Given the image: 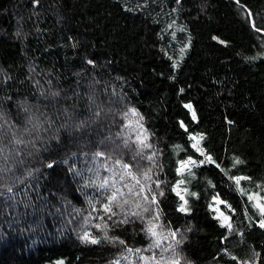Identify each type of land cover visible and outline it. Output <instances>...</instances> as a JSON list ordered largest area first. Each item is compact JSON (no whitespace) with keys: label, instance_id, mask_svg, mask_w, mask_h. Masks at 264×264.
Wrapping results in <instances>:
<instances>
[{"label":"trees","instance_id":"16d2710c","mask_svg":"<svg viewBox=\"0 0 264 264\" xmlns=\"http://www.w3.org/2000/svg\"><path fill=\"white\" fill-rule=\"evenodd\" d=\"M237 177L264 195V0H0V264H131L156 220L191 264H264Z\"/></svg>","mask_w":264,"mask_h":264},{"label":"rangeland","instance_id":"374dc122","mask_svg":"<svg viewBox=\"0 0 264 264\" xmlns=\"http://www.w3.org/2000/svg\"><path fill=\"white\" fill-rule=\"evenodd\" d=\"M190 109L193 112L192 106ZM191 137L193 140V147L196 149V151L198 153L202 154L203 157L205 159H207L208 156H205L204 149H203L202 143H201L202 135L192 134ZM193 137L195 139H193ZM196 163H198V161H196L195 159L188 158L187 160L182 161L180 164L179 171H180L182 176L176 185V191L180 195V197H182L183 206L186 203L187 196L191 194L189 179L191 177L192 168L194 167V165ZM110 165L107 166L108 170L110 172V175L115 168L121 167L119 164L113 165V166H110ZM182 165H183V167H182ZM134 169L135 168L133 166L127 167V170L129 173L128 178L133 179V186L132 187H137L140 183H142V178L139 176V174H137V171ZM113 176H114V174H113ZM113 176L109 177V178L107 177L108 179L104 182V185L106 187H109V184L111 181L113 182V179H114ZM121 177L122 176H120L119 180L116 182H118L119 184H121L123 182V183H126L130 186V183H128L127 181H125V179H122ZM239 178H241V179H240L239 184H237V186L248 197L251 196L253 198L252 200L249 199L252 202V204L254 206L258 205V204L264 205V195H262L259 192H248V190H246V188L244 187V185L242 183L244 178H242V177H239ZM235 181H236V179H235ZM118 183L116 184L117 186H118ZM135 190H136V188L133 191H135ZM218 200L223 201L222 199H220L218 197H214L213 203L211 205L216 216L221 220V222L224 225H227V226L231 225V230L239 231V228H238L239 226L236 225L235 223H232L231 219L225 220V219H223V217H221V215H220L221 212H224L225 216L230 217V215L227 211H225L226 208L224 207V205H227V203L224 201L225 203L220 204L217 202ZM143 206L145 209H147L149 214H152L154 212V211H152L153 207L151 206V204L147 205V206H145V205H143ZM227 208H229L228 205H227ZM255 208L258 210V213H260V209L256 206H255ZM217 209H219V211H217ZM262 220H264V215H261V219L259 221V224L261 223ZM158 222H159V220H156V222L151 221L152 225H150V227L153 228L157 233L155 236L152 235L154 237L155 246L152 248H148L146 250H142V251L141 250H138V251H135V250L131 251L130 250V251H128L125 254V259L127 260V262H129L131 264H174V261L177 258H179V264H191V262L183 254V252L180 248V245H179L180 235H179V233H175V235H172V232H169L168 230H166L165 227L160 225V223H158ZM148 227H149V225H148ZM257 258H258V253L255 252L254 256H253V259H254L253 264H258ZM246 264H247V262H246Z\"/></svg>","mask_w":264,"mask_h":264},{"label":"snow or ice","instance_id":"6c2138e0","mask_svg":"<svg viewBox=\"0 0 264 264\" xmlns=\"http://www.w3.org/2000/svg\"><path fill=\"white\" fill-rule=\"evenodd\" d=\"M185 107L191 108V105H186ZM193 118H195V114H194V113H193ZM147 139H148V138H147V135H146L145 132H138V134H137V142H138L143 148H151V147H152L151 144L147 143ZM193 139H195V138L193 137ZM18 142H19V141H18ZM125 145L127 146V142H125ZM97 155H103V153H97ZM137 155L141 156L142 159H145V158H147V159H151V157H145V156H143L142 153H137ZM207 159H208L209 162H211V157H210V156L207 157ZM239 162H240L239 160L236 161V163H239ZM48 166L51 167V165H48ZM122 166H123V167H126V168H127V167H130L129 164H123ZM182 167H183V165H182ZM235 179H236V183L239 184L241 178L237 177V178H235ZM157 187H159V185H157ZM160 194L163 195L162 192H161ZM181 198H182V197H181ZM112 199H113V200L116 199L115 195H113ZM249 199L252 200L253 198L250 196ZM217 202L220 203V204L225 203L224 201H219V200H218ZM255 206L258 207V208L260 209V214H261V215H264V205H259V204H258V205H255ZM108 210H109V209L106 207V211H108ZM180 210H181V211H186V209L183 208V207H182ZM145 211H147V209H145ZM217 211H219V209H217ZM225 211H227V208L225 209ZM220 215H221V217H223V219H225V220L230 219V217L224 215V212H221ZM154 219H155V217H154ZM228 227H229V229L231 230V225H229ZM260 227L264 228V220L261 221V223H260ZM147 231H148V232H151L153 236H155V235L157 234L156 231H155L153 228H151V227H150ZM172 235H175V233H172ZM83 239H84L86 242H91V243H94V244L99 242L97 239L91 238V237H90L89 235H87V234L84 236ZM105 239H108V237H105ZM119 242H120V243H123V241H119ZM174 264H179V258H177V259L174 261Z\"/></svg>","mask_w":264,"mask_h":264}]
</instances>
